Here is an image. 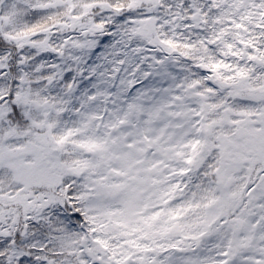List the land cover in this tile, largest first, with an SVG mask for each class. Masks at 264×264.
Listing matches in <instances>:
<instances>
[{"label": "snow or ice", "instance_id": "6c2138e0", "mask_svg": "<svg viewBox=\"0 0 264 264\" xmlns=\"http://www.w3.org/2000/svg\"><path fill=\"white\" fill-rule=\"evenodd\" d=\"M0 264H264V0H0Z\"/></svg>", "mask_w": 264, "mask_h": 264}]
</instances>
